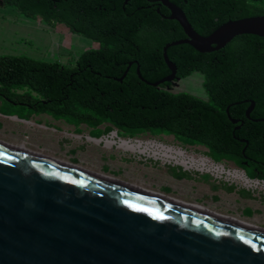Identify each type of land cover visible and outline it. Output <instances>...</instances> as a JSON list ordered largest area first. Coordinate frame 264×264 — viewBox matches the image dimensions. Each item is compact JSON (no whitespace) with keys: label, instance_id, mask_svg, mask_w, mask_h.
<instances>
[{"label":"trees","instance_id":"trees-1","mask_svg":"<svg viewBox=\"0 0 264 264\" xmlns=\"http://www.w3.org/2000/svg\"><path fill=\"white\" fill-rule=\"evenodd\" d=\"M108 1L0 0L27 19L63 24L101 47L79 57V70L25 56H0V97L28 107L31 115H50L101 134L116 130L130 139L146 132L172 136L185 145L203 146L215 162L232 161L252 175L251 180H264V123L252 121L264 119V38L238 36L203 56L188 45L167 50L178 77L202 76L207 100L169 92L167 84L148 86L138 79L135 65L120 83L116 79L134 61L146 82L167 76L162 49L183 33L176 22L154 20L142 12L133 17L113 14ZM171 1L204 37L227 21L264 16V0ZM172 25L175 30L170 32ZM244 101L255 103L250 119L245 117L250 104ZM229 119L239 120L240 128L236 130ZM102 124L108 126L98 130ZM246 160L248 166L243 164ZM181 174L180 178L186 175Z\"/></svg>","mask_w":264,"mask_h":264},{"label":"water","instance_id":"water-1","mask_svg":"<svg viewBox=\"0 0 264 264\" xmlns=\"http://www.w3.org/2000/svg\"><path fill=\"white\" fill-rule=\"evenodd\" d=\"M157 1L186 38L163 47L166 77L146 82L137 66L138 79L148 86L180 80L167 57L170 47L211 53L238 36L264 38V16L227 21L203 37L178 6ZM242 103L250 104V119L255 103ZM141 191L0 145V264H264V229Z\"/></svg>","mask_w":264,"mask_h":264},{"label":"rangeland","instance_id":"rangeland-1","mask_svg":"<svg viewBox=\"0 0 264 264\" xmlns=\"http://www.w3.org/2000/svg\"><path fill=\"white\" fill-rule=\"evenodd\" d=\"M64 28L61 24L47 25L39 18L27 19L14 8L3 7L0 11V56H25L53 62L64 52L72 53L95 48L96 43L81 40ZM61 63L65 61L61 60ZM202 80L200 74L193 73L167 90L172 93L184 92L207 100ZM16 93L21 94L23 91ZM31 114L28 107L0 97V145L20 148L52 163L164 195L181 202L180 204H187L189 208L226 216V220L234 223H242L244 226L255 225L264 229L262 180H259L261 186L258 188H247L237 180L233 181L227 177L216 179L206 172L184 170L173 163H163L147 156L122 151L115 145L107 148L104 143L96 144L88 138L104 140L109 137L110 140L112 134L116 132L114 140L117 143L119 140L155 142L182 149L196 158L212 160L203 146L185 145L172 136L164 134L153 136L148 132L131 139L122 134L118 135L116 130L106 135L83 124L74 127L50 115ZM106 126L108 125L102 124L97 129L102 131ZM215 163L224 166L225 169L243 172L250 180L252 178V175L230 161ZM181 172L186 174L184 178H180L184 176ZM261 232L264 233V230Z\"/></svg>","mask_w":264,"mask_h":264},{"label":"bare ground","instance_id":"bare-ground-1","mask_svg":"<svg viewBox=\"0 0 264 264\" xmlns=\"http://www.w3.org/2000/svg\"><path fill=\"white\" fill-rule=\"evenodd\" d=\"M113 133V132H112ZM116 133L114 132L112 134V139L111 140H105L103 141V139H90L88 138L89 141H92L96 144H100V143H104L105 147L107 148H111L112 146H116L117 149H120L122 151L125 152H130L132 154H138L141 156H147L148 158H153L154 160H159L162 161L163 163H173L175 165L178 166H182L185 170H196L199 172H206V173H210V172H215V171H222V169L220 168V166H213L212 162L204 157H200V158H196L194 156L188 155L186 152H184L182 149H176L173 147H169V146H165L163 144H158L155 142H151V143H141V142H131V141H125V140H119V143L116 142V140H114V138L116 137ZM119 139V138H118ZM23 154L26 155H31L30 153L25 152L24 150H20V148H13ZM33 156V155H31ZM39 159H42L41 157H37V156H33ZM57 164V163H56ZM61 165V164H58ZM63 166V165H61ZM67 167V166H65ZM217 167V168H216ZM70 168V167H67ZM73 169V168H71ZM75 170V169H74ZM83 172V171H80ZM91 175V174H90ZM227 178L234 180L240 181L242 183V185H244L245 187L248 188H258L260 185V182L258 180H250L249 178H247L245 176V174L243 172H239L237 170H229L226 172ZM93 176V175H92ZM98 178L119 184L121 182H116V181H112V180H108L104 177H100V176H96ZM263 187H264V182H261ZM122 185L124 187L136 190V191H141L140 189L137 188H133L129 185L126 184H119ZM144 191V190H143ZM141 191V192H143ZM146 194L175 203V201H173L172 199L164 196V195H160V194H156L154 192H148V191H144ZM176 204V203H175ZM183 206V205H182ZM188 208V207H187ZM194 209V208H191ZM197 210V209H194ZM200 211V210H197ZM202 213H205L203 211H200ZM205 214H209V213H205ZM229 221V220H228ZM232 222V221H230ZM241 226L242 223H238L235 222ZM245 227H249V225H245Z\"/></svg>","mask_w":264,"mask_h":264},{"label":"flooded vegetation","instance_id":"flooded-vegetation-1","mask_svg":"<svg viewBox=\"0 0 264 264\" xmlns=\"http://www.w3.org/2000/svg\"><path fill=\"white\" fill-rule=\"evenodd\" d=\"M170 3L174 4L171 0H169ZM104 3V1H103ZM102 5V4H101ZM107 5L109 6V9L111 11H113V14H117L119 15L120 13L122 14H125L127 17H133L134 15H137L139 14L140 12L146 14V15H149V16H152L154 18V20L157 18L159 20H163V21H168L170 23L174 22L175 21H171L169 19H167L170 15V12L169 10L163 6L159 1L157 0H109ZM175 5V4H174ZM100 10H102L101 12H106L107 8L106 7H102L100 6ZM188 20V19H187ZM189 22V20H188ZM177 23V22H176ZM190 23V22H189ZM178 24V23H177ZM55 25V24H53ZM63 25V24H61ZM191 25V23H190ZM64 26V25H63ZM65 27V26H64ZM180 27V26H179ZM192 29L194 31H196L194 29V27L191 25ZM67 29V31L71 34V35H75V37H78L80 38L81 40H87V41H90L78 34H74V33H71L70 30L65 27ZM64 28V29H65ZM175 30L174 28V25L171 26V29H170V32ZM182 30V29H181ZM197 32V31H196ZM183 33V31H182ZM210 33L206 34L205 37H207ZM204 37V36H203ZM185 34L183 33V37L181 39H185ZM180 39V40H181ZM92 42V41H91ZM92 43H96V42H92ZM101 50V47L98 43H96V46L95 48H88L86 50H83V51H76V52H62L63 54L61 56H58L57 57V60L51 62V63H59L61 66L65 67V68H68V69H77L79 70L80 69V65L78 64V59L79 57L86 51H99ZM215 52H211V53H200V56H203V54H214ZM162 59H163V55H162ZM61 60L65 61V63H61ZM170 61V60H169ZM48 62V61H47ZM70 62V63H69ZM164 62V60H163ZM172 62V61H171ZM132 63V65H135L136 68L138 66L137 62L134 61V62H130ZM173 63V62H172ZM165 64V63H164ZM174 64V63H173ZM131 65V66H132ZM166 65V64H165ZM175 65V64H174ZM168 68V67H167ZM170 74V72H169ZM168 74V75H169ZM72 77V75H71ZM166 77V76H165ZM176 78H179L180 80H182V78L178 77L177 74H176ZM185 79V78H184ZM179 80V81H180ZM141 81V80H140ZM178 81H174L172 83H166L167 86H166V90L167 89H170L172 86H174ZM168 91V90H167ZM239 124V123H237ZM236 124V126H238ZM232 162V161H230ZM233 163V162H232ZM246 163V165L244 164ZM243 164L245 166H248V161H244ZM230 193V192H229Z\"/></svg>","mask_w":264,"mask_h":264},{"label":"built area","instance_id":"built-area-1","mask_svg":"<svg viewBox=\"0 0 264 264\" xmlns=\"http://www.w3.org/2000/svg\"><path fill=\"white\" fill-rule=\"evenodd\" d=\"M112 139V137H110V140ZM105 140H109V137H107V138H104V140L103 141H105ZM128 141H131V140H128ZM210 160V159H209ZM211 162H212V165L213 166H220V168L222 169V171L223 172H221V171H213V172H210V173H207V174H210L211 176H213L214 178H216V179H221V178H223V177H227V175H226V172L227 171H229L230 169H225V167L224 166H222V165H220V164H217V163H215V162H213L212 160H210ZM182 167V166H181ZM183 168V167H182ZM217 168V167H216ZM184 169V168H183ZM185 170V169H184ZM245 174V173H244ZM246 176V175H245ZM247 177V176H246ZM257 180V179H256ZM259 181V180H258ZM260 182V181H259ZM261 182H264V180H262ZM248 188V187H247Z\"/></svg>","mask_w":264,"mask_h":264},{"label":"crops","instance_id":"crops-1","mask_svg":"<svg viewBox=\"0 0 264 264\" xmlns=\"http://www.w3.org/2000/svg\"><path fill=\"white\" fill-rule=\"evenodd\" d=\"M3 10V6L1 5V3H0V11H2ZM43 115H45V114H43ZM211 193V192H210ZM255 226V225H254ZM256 227H258V226H256ZM260 228V227H259Z\"/></svg>","mask_w":264,"mask_h":264}]
</instances>
